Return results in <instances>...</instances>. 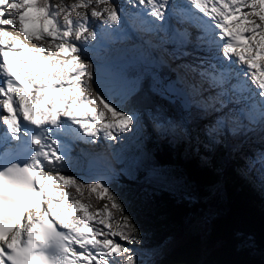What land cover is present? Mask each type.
<instances>
[{"label":"snow or ice","instance_id":"snow-or-ice-1","mask_svg":"<svg viewBox=\"0 0 264 264\" xmlns=\"http://www.w3.org/2000/svg\"><path fill=\"white\" fill-rule=\"evenodd\" d=\"M91 18H102L99 29ZM193 30L204 55L178 65L176 82L147 68L112 72L111 44L138 38L141 58L160 51L166 64L163 45L185 48ZM34 38L49 44L25 42ZM167 55L190 53L174 47ZM149 78V90L168 105L138 106ZM173 96L183 98L179 117ZM257 133L264 140V0H0V264H156L144 257L158 251L130 246L142 244L140 228L104 176L94 175L101 160L73 156L76 141L103 138L111 147L155 134L211 148ZM257 162L264 182V153L248 159V170ZM74 167L79 180L62 174ZM60 183L80 196L52 187ZM85 190L111 208L89 211Z\"/></svg>","mask_w":264,"mask_h":264},{"label":"trees","instance_id":"trees-1","mask_svg":"<svg viewBox=\"0 0 264 264\" xmlns=\"http://www.w3.org/2000/svg\"><path fill=\"white\" fill-rule=\"evenodd\" d=\"M133 63L127 68L130 73L147 68L176 82L173 67L159 60L154 64L145 60ZM149 83L150 78L144 81L138 106L168 105V100L149 90ZM176 87L179 90L182 85L176 83ZM182 103V97H172L170 109L174 116L182 114ZM232 139L238 141L240 137ZM223 143L206 148L194 139L162 143L156 135H147L143 146L151 150L150 168L140 171L137 177L143 180L157 175L172 185L148 183L137 187L118 179L108 181L141 230L142 244L130 246L159 253L144 259L156 264H264V195L260 193L264 182L258 171L261 165L248 170L251 155L245 154L250 144L246 139L236 151L227 152ZM110 166L120 173V164L111 162ZM116 213L119 217L120 213ZM196 224L200 228L182 243L168 244L176 232Z\"/></svg>","mask_w":264,"mask_h":264},{"label":"rangeland","instance_id":"rangeland-1","mask_svg":"<svg viewBox=\"0 0 264 264\" xmlns=\"http://www.w3.org/2000/svg\"><path fill=\"white\" fill-rule=\"evenodd\" d=\"M115 2L121 3L122 0H115ZM90 7H97V6L93 4ZM80 11L83 12L85 10L81 9ZM72 16L75 18L76 16L75 11L72 12ZM60 19L61 20L63 19V14H61ZM91 19L93 21H97L96 23L93 24V27L99 29L101 25L99 24L98 20L102 18H91ZM255 19L257 20V23H260L258 17H255ZM95 24H97V26H94ZM7 30L13 32L16 35H19L21 39H24L23 34L19 33L18 29L8 27ZM160 35L163 36L164 34L161 33ZM25 42L29 43L30 46H32L33 44L43 43L45 47H47L49 44V41L46 39L41 41H36L35 38L33 39V41L30 42L25 41ZM140 43L141 41L138 38L134 37L133 39L128 41H123V42L117 41L116 43L111 44L109 60L110 63L112 64L113 73H119L122 69L127 70V67L134 64L131 62H139L145 59L147 64H150L148 63V61L151 60L153 57H156L157 60H159L160 51H154V50L145 51L143 53L144 58H141V54L133 50L134 45H138ZM174 47L179 48L180 51L188 52L190 53V55L180 56L179 59H175L172 56L167 55V53H171L174 50ZM162 51H165L164 59L167 61L166 64L172 66L174 72H176L175 69L177 68L178 65L187 66L189 64L192 65L199 64L201 57H203L204 55V52L201 49L195 48V43L189 44L185 48L174 46L171 43H165L163 45ZM31 55L29 54V56ZM89 55L90 57L94 56V53H90ZM191 75L192 74L189 73L190 79H191ZM175 79L177 80V78ZM146 137L147 135L144 137V140L140 143H137L135 140L121 139L119 141L113 142L111 147L109 146L108 142H106L103 138H100L99 141L94 144L85 142L83 147L76 146V144L79 143V141H76L73 146L75 147L73 149V156L76 157L81 153L84 154L89 153L87 152L88 150H86L85 148L90 147L91 149L90 151H92L90 153L91 155H95L100 159H104L106 162L109 161L117 162L118 164L121 165L120 173L116 172V174L114 175L115 179H118L120 182H124L127 184L129 183L137 187L141 186L142 184H148V183L159 185L160 182H162L164 186L172 185L171 181L169 185L167 184V182L163 181L164 179H162L160 176L157 175H152L151 177L143 180H139V178L137 177L140 171L148 170L150 168L151 150H148L143 146V143H145L146 141ZM245 139L250 142V144H248L247 147H245V152H246L245 154H249V156L251 155L250 158L252 160H256L261 153H264V140L260 138L258 133L254 135L250 134L248 138L240 137L238 141L230 138L231 142L228 141V143H223V147L224 149L227 150V152L231 150L236 151L243 146L242 143ZM158 140L162 143H167V142L172 143L173 141L169 139H158ZM255 165H261V164L257 162ZM224 168H226V166H224ZM62 174L66 176H76L78 180L81 179L82 177V175L80 174V168L77 167L68 169L67 171H64ZM110 179L111 178H109V180ZM52 187L60 191H67L72 197L80 196V194L77 192V189L75 187H71V186L66 187L63 183H60L58 185H53ZM260 193L264 195V188L260 191ZM80 198L82 200V203L89 204L91 206L89 211H94L97 207H103V204L106 203L105 201L99 200L94 194H90L87 190L84 191L83 196ZM109 207L111 208V205H109ZM115 215L118 217L116 212ZM199 228H200L199 224L183 227L182 230L175 233L170 243L168 244L171 246L176 243H182L185 240V238H187V236L192 235Z\"/></svg>","mask_w":264,"mask_h":264},{"label":"bare ground","instance_id":"bare-ground-1","mask_svg":"<svg viewBox=\"0 0 264 264\" xmlns=\"http://www.w3.org/2000/svg\"><path fill=\"white\" fill-rule=\"evenodd\" d=\"M98 20V19H97ZM94 26H97V24H95ZM101 27V26H100ZM195 35H196V32H195V30H193V44L195 43ZM174 46H178V47H180L179 46V44H176V45H174ZM31 55V54H30ZM252 139V138H251ZM85 144V141H83V140H80L79 141V143H77L76 144V146H81V147H83V145ZM262 145V144H261ZM75 147H73V149H74ZM86 150H88L87 152H89V153H91L92 151H90L91 149H90V147H87V148H85ZM89 153H87V154H89ZM67 171V170H66ZM154 179V178H153Z\"/></svg>","mask_w":264,"mask_h":264},{"label":"water","instance_id":"water-1","mask_svg":"<svg viewBox=\"0 0 264 264\" xmlns=\"http://www.w3.org/2000/svg\"><path fill=\"white\" fill-rule=\"evenodd\" d=\"M160 183H162V182H160Z\"/></svg>","mask_w":264,"mask_h":264}]
</instances>
